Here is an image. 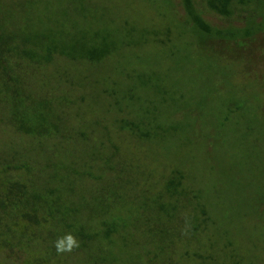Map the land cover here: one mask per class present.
<instances>
[{"label":"rangeland","instance_id":"374dc122","mask_svg":"<svg viewBox=\"0 0 264 264\" xmlns=\"http://www.w3.org/2000/svg\"><path fill=\"white\" fill-rule=\"evenodd\" d=\"M195 1L217 28L244 27L251 16L257 23L263 20L258 0L238 6L230 17L211 10L205 0ZM172 2L175 13L166 0H0L2 34L31 26H55L72 34L109 31L119 49L117 57L99 65L58 58L52 70L27 68L24 87L35 97L53 103L67 98L59 109L64 136L35 139L0 122V172L5 162L27 160L42 181L53 170L74 176L75 190L68 197L78 205L86 199L78 206L79 217L93 225L98 209L90 199L96 189L114 181L128 200L138 203L158 193L163 177L180 167L186 184L203 190L210 210L209 252L226 264H264V141L259 139L264 134L259 126V118L264 119V33L240 43L214 40L197 46L179 21L185 16L181 0ZM163 24L176 33L171 46L141 42L142 30L162 29ZM132 36L141 43L129 47ZM140 76L150 80L146 86L140 85ZM110 88L112 97L106 92ZM125 93L133 99H123ZM154 109L162 113L156 119ZM132 112L162 127H181L166 142L147 143L117 126V119L133 117ZM82 139L94 150L107 146L103 155L112 159L114 169L106 170L104 161L89 156L78 161L82 145L77 153V141ZM80 171L83 175H75ZM8 172L14 181L24 170ZM121 176L128 180L121 182ZM3 222L0 264H86L91 252L99 251L83 248L72 232L60 228L33 224L25 229L9 217ZM145 237L142 231L127 236L121 245L124 257L140 252L144 245L138 242Z\"/></svg>","mask_w":264,"mask_h":264},{"label":"trees","instance_id":"16d2710c","mask_svg":"<svg viewBox=\"0 0 264 264\" xmlns=\"http://www.w3.org/2000/svg\"><path fill=\"white\" fill-rule=\"evenodd\" d=\"M166 1L175 13L172 0ZM181 2L185 16L179 21L191 34L197 46L214 40L240 43L264 33V0H258L261 5L259 11L263 12V20L260 23L251 16L244 27L226 28L211 25L195 0ZM253 3L256 4L257 0H205L206 6L223 17L232 16L238 6ZM63 24L62 22L61 26ZM162 29L142 30L141 42L155 46L160 44L161 48L171 46L176 39L175 31L170 25L165 24L162 25ZM141 42L132 36L129 47L139 45ZM117 44L118 40L109 31L72 34L55 26L45 29L31 26L18 33L0 32V122L20 134L35 139H55L64 136L62 134L64 122L59 115V109L64 106L67 98L63 97V101L53 103L51 98L40 95L35 97L24 87L28 86L26 82L24 83L27 68H31V72L38 69L52 70L58 58L99 65L110 57H117L116 51L119 50ZM160 47L158 49H161ZM60 77L57 76L58 80ZM148 81L150 80L140 76V85L146 86ZM106 92L110 97L114 94L111 88ZM129 95L125 93L123 99H133ZM112 102L119 105L115 101ZM119 110L124 108L119 107ZM232 113L235 112L229 111V115ZM132 114L133 117L117 119L118 128L147 143L166 142L181 127L178 123L162 127L154 120L146 122L141 116L134 112ZM152 114L156 119L162 113L154 109ZM259 126L261 133H264V119L259 118ZM161 129L162 132L159 131ZM209 135L218 136L212 133ZM259 139L264 141V134H261ZM77 145V153H80L78 150L82 145L78 161H85L89 156L104 161L106 170L114 169L112 159L103 155L108 150L103 143L102 150L100 147L94 150L87 139L77 141ZM20 161L14 165V162H5L0 172V223L9 217V220H14L17 225L21 222L25 229L36 224L39 228L50 225L72 232L83 248H99L96 254L91 252L88 262L84 261L86 264H226L219 262L216 254L209 252L205 243L211 213L203 202V190H194L187 185L186 173L180 167H175L163 177L160 191L147 197L150 198V204H147L149 202L147 198L138 203L131 202L132 200H128L122 193L119 184L113 186L114 181L105 184L109 187H102L98 191L96 189L90 201L97 206L98 211L95 223L90 225L93 221L79 217L78 206L83 204V201L86 203V199L84 198L78 205L68 197L69 191L72 190L73 193L75 190L72 184L74 176L68 173L60 175L53 170L48 178L46 177L47 181L46 179L42 181L37 168L29 165L27 160ZM46 168L49 171V168ZM10 169L24 170L22 175H18L22 178L18 177L19 179L14 181L9 179ZM26 175L29 179L25 177ZM75 175H83V172H76ZM119 179L121 182L128 180L123 176ZM56 182L58 185L50 186ZM183 210H186L185 216H180ZM10 231L11 228L7 229V233ZM141 231L146 237L139 240L138 244L142 243L144 248L132 254L133 257L130 255L124 257L121 245L126 241V237ZM227 264L237 262L231 261Z\"/></svg>","mask_w":264,"mask_h":264},{"label":"clouds","instance_id":"9594fccd","mask_svg":"<svg viewBox=\"0 0 264 264\" xmlns=\"http://www.w3.org/2000/svg\"><path fill=\"white\" fill-rule=\"evenodd\" d=\"M69 239H70V237H69ZM57 247H58L59 250H62V247H63L62 243H58Z\"/></svg>","mask_w":264,"mask_h":264}]
</instances>
